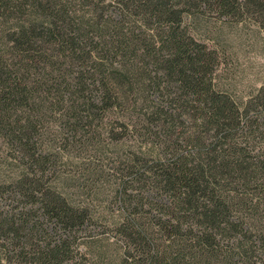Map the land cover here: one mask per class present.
Returning <instances> with one entry per match:
<instances>
[{
	"label": "trees",
	"instance_id": "trees-1",
	"mask_svg": "<svg viewBox=\"0 0 264 264\" xmlns=\"http://www.w3.org/2000/svg\"><path fill=\"white\" fill-rule=\"evenodd\" d=\"M13 1L0 0V138L14 163L0 264H86L73 241L91 214L53 176L64 144L126 151L114 264H264V81L237 100L191 25L210 10L264 34V0H117L128 23L66 0H29L24 17Z\"/></svg>",
	"mask_w": 264,
	"mask_h": 264
},
{
	"label": "rangeland",
	"instance_id": "rangeland-1",
	"mask_svg": "<svg viewBox=\"0 0 264 264\" xmlns=\"http://www.w3.org/2000/svg\"><path fill=\"white\" fill-rule=\"evenodd\" d=\"M28 1H13L16 10L19 4L25 11L24 17L29 12ZM66 4L78 15L93 11L95 15L112 16L119 12L124 23L132 19L128 14L120 13L117 0H66ZM216 15L210 10L200 13L191 20V25L200 36L218 48L221 56L219 82L237 100H241L264 81V34L249 19L235 23L230 19L220 20ZM6 146V141L0 138V180L6 178L14 166L9 157L11 151ZM83 147L62 145V151L55 153L58 156L53 175L56 183L67 187L72 200L86 206L91 214L83 227L73 231L76 236L73 241L76 247L74 259L86 264H114L112 258L119 255L120 243L118 234L109 224V219L117 212L111 196L126 163L121 158L126 151H119V144L105 146L102 151ZM6 196V192L0 190V209L6 206ZM2 255L0 245V257Z\"/></svg>",
	"mask_w": 264,
	"mask_h": 264
}]
</instances>
